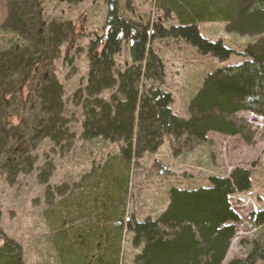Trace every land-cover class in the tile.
Here are the masks:
<instances>
[{
	"label": "trees",
	"instance_id": "obj_1",
	"mask_svg": "<svg viewBox=\"0 0 264 264\" xmlns=\"http://www.w3.org/2000/svg\"><path fill=\"white\" fill-rule=\"evenodd\" d=\"M41 1L7 0L0 24L1 32L20 41L0 48V172L10 184L20 172L33 170L32 150L41 140L68 150L75 139L63 115V88L54 65L61 46L73 39L74 24L46 21ZM162 6L165 13H175L178 24H148L113 12L104 33L89 40L87 82L74 95L83 109L80 137H102L120 146L116 159L86 176L85 186L70 201L52 207L51 222L59 227L67 216L70 222L55 236L64 264H119L123 230L138 249L133 264H223L237 231L240 218L231 197L251 186L250 170L241 166L228 176H210L207 186H172L157 218L126 216L127 172L134 158L155 152L166 138L172 154L179 155L207 141L210 131L241 134L243 125L232 119L240 110L264 118V0H165ZM203 20L224 21L229 32L257 38L238 52L243 57L239 64L219 66L204 77L189 102V116L182 117L172 112V95L161 87L164 63L151 42L179 38L202 55L227 59L234 50L222 40L203 37L197 27ZM123 42L130 61L116 70L115 55ZM109 89L114 91L103 98ZM52 169L48 158L39 169L47 197L62 191L47 185ZM254 219L263 224L264 209ZM249 247L245 256L226 264L264 260L263 242L253 239ZM0 264H24L22 246L1 227Z\"/></svg>",
	"mask_w": 264,
	"mask_h": 264
},
{
	"label": "rangeland",
	"instance_id": "obj_2",
	"mask_svg": "<svg viewBox=\"0 0 264 264\" xmlns=\"http://www.w3.org/2000/svg\"><path fill=\"white\" fill-rule=\"evenodd\" d=\"M46 21H71L74 36L61 46L54 60L55 75L63 88V115L69 120V129L75 139L68 150L53 149L45 138L32 150L36 162L30 172H20L10 184L0 172V227L9 238L23 249L24 264H64L55 236L59 227L68 228V216L59 227L49 220L55 204L68 202L86 184L85 177L100 172L118 156L120 143L102 137H80L83 109L75 101V94L83 90L88 77L87 46L90 39L105 31L106 22L113 12L143 23H159L165 27L178 24L174 12L165 13V0H82L68 3L65 0H42ZM111 7V9H110ZM7 0H0V24L5 20ZM224 21H197L199 33L209 40H222L234 52L225 60L200 54L190 43L179 38H161L151 46L162 57L164 80L161 87L172 95L173 113L188 117V105L204 77L219 66L239 64L248 43L257 36L242 35L227 30ZM11 42H19L12 33L0 31V48L7 49ZM130 61L128 43L123 42L115 55V68L122 70ZM114 89L101 96L108 99ZM232 119L243 125L241 134L229 135L210 131L207 141L172 154L166 138L155 152L134 158L127 172L126 216L141 221L157 218L168 205V191L172 186L193 189L209 185L210 176H228L236 166L250 170L251 186L231 197L232 208L239 215L237 231L223 264L232 258L245 256L254 239L264 243V223L257 224L254 216L264 209V118L250 111H237ZM48 159L53 169L48 178L49 187H62L60 195L46 196V184L39 182V169ZM68 218V219H67ZM82 221V220H81ZM119 264H133L138 249L131 245V233L123 230ZM255 264H264L257 259Z\"/></svg>",
	"mask_w": 264,
	"mask_h": 264
},
{
	"label": "crops",
	"instance_id": "obj_3",
	"mask_svg": "<svg viewBox=\"0 0 264 264\" xmlns=\"http://www.w3.org/2000/svg\"><path fill=\"white\" fill-rule=\"evenodd\" d=\"M6 14H7V12H4V19L6 18Z\"/></svg>",
	"mask_w": 264,
	"mask_h": 264
},
{
	"label": "water",
	"instance_id": "obj_4",
	"mask_svg": "<svg viewBox=\"0 0 264 264\" xmlns=\"http://www.w3.org/2000/svg\"><path fill=\"white\" fill-rule=\"evenodd\" d=\"M110 9H111V7H110Z\"/></svg>",
	"mask_w": 264,
	"mask_h": 264
}]
</instances>
